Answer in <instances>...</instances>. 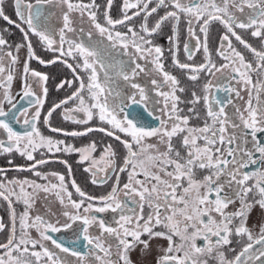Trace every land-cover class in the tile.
Here are the masks:
<instances>
[{
	"label": "snow or ice",
	"instance_id": "1",
	"mask_svg": "<svg viewBox=\"0 0 264 264\" xmlns=\"http://www.w3.org/2000/svg\"><path fill=\"white\" fill-rule=\"evenodd\" d=\"M4 4L5 0H0V21L4 22L0 26V131L7 141L0 140V154L19 153L32 163L15 170L28 171L46 183L9 178L7 170L0 168V199L7 202L10 217V225L0 220V233L4 234L0 264H150L147 257L154 250L155 264H209V259L216 264H264V222L258 231L248 227L254 207L264 210V144L257 142V133H264V100L260 99L264 93V0H123L119 18L110 14L113 0H107L103 9L96 0H11L15 20L6 14ZM54 7L60 9L58 31L50 23V9ZM74 13L82 24H88L87 31L74 27ZM150 18H154L151 23ZM182 21L188 34L184 42L187 60L193 61L202 49L201 63L181 62L177 57ZM214 22L225 30L216 49L223 61L220 64L213 61L209 51V29ZM166 25L171 26L168 51L172 65L188 81L197 82L202 74L215 78L202 85V95L192 91L182 99L178 94L187 89L166 70L164 49L154 43ZM13 28L22 34L21 42L15 45L9 44L4 35H11ZM243 34L256 38L260 49L247 42ZM85 35L87 40L83 39ZM32 37L46 51L58 55L48 61L40 59ZM233 37L251 53V61L233 44ZM21 49H26L22 86L13 95ZM114 52L128 59L113 61ZM5 56L8 64L4 63ZM32 60L42 65L59 62L73 75L72 80H60L55 85L57 91L72 89L70 94L53 101L43 115V124L51 132L65 137L100 132L118 144H107L97 158L93 155L97 151L95 142L76 148L63 139L42 135L37 124L49 96V76L31 69ZM139 61L152 65L155 76L150 80L151 89L136 82L141 73L148 74ZM217 73L221 75L217 77ZM253 74L257 76L255 82ZM224 80L235 83L225 85ZM76 81L79 85L73 87ZM125 88L135 91L125 92ZM151 91L160 98L152 102L163 105L160 115L149 106ZM220 92L227 95L221 97ZM243 92L248 99L241 108L234 105L233 96L243 101ZM17 96L28 107L18 108ZM181 103L189 105L188 114L181 115ZM201 104L203 112L197 108ZM230 106L235 108L239 123L227 111ZM58 109L64 121L87 127L84 131H67L51 126L49 121ZM194 118L203 120V126H190ZM149 119L158 120L159 127H151ZM21 120L24 131H15L11 122ZM94 122H98L96 126H90ZM249 134L251 148L244 147ZM174 137L180 138L179 147ZM151 138L156 142L146 143ZM121 146L122 153L118 151ZM40 149L46 151H41L37 159L34 153ZM55 153H78L77 163H88L84 171L91 174L90 182L104 185L113 180L110 191L95 197L73 179L71 188L79 197L74 199L65 175L39 170L52 162L46 158L48 154ZM57 162L65 165L71 177V165L63 159ZM258 164L261 167L255 171H244ZM121 173H127L122 187ZM50 176L56 182L49 180ZM39 193H55L66 218L63 224L59 220L51 223L39 214L30 215ZM237 200L239 207L226 211ZM15 203L24 205L19 215ZM129 203L135 207H129ZM109 211L116 214L112 223L96 215ZM93 227L98 233L90 231ZM62 230H72L74 238L67 245L50 235ZM81 241L84 252L68 246ZM197 241H203V246ZM137 250L138 259L133 261L132 253Z\"/></svg>",
	"mask_w": 264,
	"mask_h": 264
},
{
	"label": "flooded vegetation",
	"instance_id": "2",
	"mask_svg": "<svg viewBox=\"0 0 264 264\" xmlns=\"http://www.w3.org/2000/svg\"><path fill=\"white\" fill-rule=\"evenodd\" d=\"M10 2H11V0H5L4 10H5L6 14L11 16V18L15 20L16 17L13 13L11 6H10ZM34 2H35V0H33V3ZM83 2L88 3V2H90V0H83ZM122 2H123V0H113V5L111 8L110 14L114 18H119V16L121 15L120 8L122 7ZM96 3L101 5V8L103 9L104 7H106L107 0H96ZM45 7H48V6H45ZM50 12H51L50 22H53L54 19L59 21V19L57 18L59 14L58 15L56 14L55 7L51 8ZM237 15H239V13H237ZM84 19L86 21L87 17H85ZM153 19L154 18H150V23L152 22ZM73 21H74V27H76L77 29L83 28V29H85V31H87L88 24L87 23L82 24L80 22V17L78 14H76V13L73 14ZM53 23H55V22H53ZM136 23H137V30H138L139 29V18H137ZM3 24H4V22L0 21V26H3ZM57 26H58V24H57ZM122 30H125V29H122ZM224 31L225 30L223 29V26L220 25L218 22H214L210 26V29H209V51H210L211 58L217 64L223 63V61H221L220 58L216 55V49L219 47V37L221 35H223ZM237 31L239 32L241 30H237ZM179 33H180V36H179L180 43H179V50L177 52L178 59L181 62H186V63H194V62L195 63H201V62H203L204 61V55H203L202 49L200 52H198L194 56L193 61L187 60V56H186L185 51H184V42L186 40H188V34L186 31V24L183 21L181 22V24L179 26ZM170 34H171V26L166 25L163 28L162 33L157 34L155 36L154 43L164 49L163 62L165 64L166 70L169 71L170 73H172L173 75L177 76V78L181 81V86H183L187 89L186 93H178V94L181 96L182 99H187L191 95L192 91H196L197 93L202 95V91H201L202 85L205 82H207V80H210V79L215 81V78L211 77V76H205L202 74L201 78L197 82L188 81L187 76L183 75L181 70L176 69L171 63V56H170L169 51H168V49L170 47L169 41H168V36ZM4 35H5V38H7L9 40V44H12V45L18 44V42H20L22 40V34H20L19 31L14 29V28L12 29L11 35L9 33H4ZM69 35H71V34H69ZM201 38L203 39L202 34H201ZM243 38L247 42H249L253 47L260 49L261 45H260L259 41L256 38L251 37L250 34H243ZM83 39L87 40V36L85 35L83 37ZM96 39H100V37L98 35H96ZM232 40H233V44L237 47V49L239 51H241L245 55L246 59L251 61L253 59L251 56V53H248L247 50L243 49V46L239 45V43L235 41L234 37L232 38ZM32 41L34 44V51L40 59L48 61L50 59H54L55 56L58 55L57 53H52V52L46 51L44 49V47L39 44V41L37 40L36 37H32ZM190 43L192 45H194L195 41L192 40V41H190ZM111 59L114 61V60H118V59L127 60L128 58L126 56H122L119 52H114L111 55ZM33 62H35V63L30 64V65H33V68H32L33 70L38 71V72L44 71L41 73L47 74L49 76V80L47 83V86L49 88V96H48V99L45 103L44 108L42 109L41 120L37 124V127L40 129L42 135L51 136V137L58 138V139H63L67 143L74 145V147H76V148L84 147V146H87V145L95 142L97 145V151L93 155L96 156L97 158L100 156L101 152L103 151V148L107 144H109V143H112L113 145L118 144V142L112 140V138H110V137L104 136V134L100 133V132L88 133L87 135L81 136V137H65L60 133L51 132L49 130V127L45 126L43 124V115H45L47 113V110L51 106L53 101L58 102L59 100L63 99L67 94H70L72 89H67V90L62 89L60 91H57L55 88V85L60 80H65V79L72 80L73 75H72V72L70 69L66 68L63 64H61L59 62H56L54 64H48V65H42L39 63L38 60H35V61L33 60ZM36 63H38L39 65H42L43 68L38 69V65ZM139 63H141L142 65L145 66L146 73H148V74L141 73L140 76H138L136 78V82L140 83L141 86L146 88V90L151 89L153 86L150 84V80L152 78H154V76H155V73L153 72V69H152V65H151L150 61H148V62L139 61ZM81 75H83V73H81ZM216 75H217V77H219L221 74L217 73ZM102 76H103V73H101V77ZM156 78H159V77H156ZM252 79L255 82V80L257 79V76L255 74H253ZM86 80H87V77L85 76V81ZM120 83L123 84V81H120ZM223 83L225 85H229V84L234 85L235 82L229 81V80H224ZM78 85H79V81H76L74 83L73 87H78ZM36 90H38L37 87H36ZM124 91L127 92V91H135V90H130L128 88H125ZM218 95L221 97H225L227 94L224 92H220V93H218ZM242 95L244 96L243 101L237 100L233 96L234 105L239 106L241 108L244 106L245 101H247V99H248L247 92H243ZM149 96H150L149 106L154 109L156 115H160L159 109L161 107H163L162 103L161 104H154L152 102L153 100H159L160 98L155 97L154 91L149 92ZM16 99L19 101V103L17 105L18 108L20 107V105H24L25 107H28L26 101L19 100V96H17ZM260 99L264 100V93L261 94ZM252 102H253V104L256 103L255 93L253 94V101ZM188 106L189 105H186L185 103H181L179 105V107L181 109H184V112H182L181 115L188 114L187 113V107ZM7 107H8V105L5 106L6 109H7ZM197 108L201 112L204 111L202 104L198 105ZM137 110L142 111V109H139L138 106H137ZM60 111L61 110L58 109L57 112L54 113L53 116L51 117V119L49 121L51 126L62 127L63 129H65L67 131H84V129L87 127L84 125H75V124H72L71 122L64 121L60 115ZM227 111H229L230 115L236 121V123H239V120L235 116V108L230 106L229 109H227ZM14 122H15L14 123L15 126L11 125L13 127V129L15 131H18V132H23L24 129L21 127L23 121L21 120L20 123H17L16 121H14ZM96 123H98V122H94L90 126L95 127ZM147 123L151 127H159V121L158 120L149 119L147 121ZM190 126H203V120H197L194 118L190 121ZM228 131H229V134H231L232 129L229 128ZM245 131L247 132L249 130H245ZM246 139H247L248 143L245 144L244 147L251 148L252 147L251 135L249 134L246 137ZM0 140L7 141V136L2 131H0ZM155 142H156L155 138H151V139H148L146 141V143H155ZM173 142L177 145V147L180 146V138L174 137ZM257 142L264 144V133H257ZM200 143H203V142L201 141ZM41 151H46V150L40 149L36 153H34V156L37 159L41 158L40 157ZM118 151L120 153L123 152L122 146L120 147V149H118ZM6 155H8L9 158H7ZM256 155L258 157L259 154L257 153ZM46 158H48L52 162H50L46 165L40 166L39 170L46 173V174L49 172L55 171V172H58L60 174L65 175L66 181L68 183V188L70 191H72L74 193V199H79V197L75 195V190L71 188V181L73 179L76 181V183L84 191H86L89 195H92L95 197H101V196L106 195L110 191L111 184L114 182L113 180H109V182L107 184H104V185H93L90 182L91 181V174L84 171V168L88 166V163L87 162H85L83 164L77 163L79 160V154L78 153H71V154L55 153L54 155L48 154V156ZM59 159L66 160L68 162V164L71 165V167H72V176L71 177L68 176V169L65 167V165L57 162ZM0 160H1L0 163H2V164L7 163L4 166H0V168L7 170V176L9 178H19V179L27 178L30 180H35L37 183H46V181L40 180L38 177L33 176L28 171H16L15 170V168L17 166L26 167L32 163L30 161H27L24 157L20 156L19 153H16L14 151L13 153L0 154ZM9 160L12 161L11 164H9ZM117 162L121 163L122 161L118 159ZM258 167H261V165H259V164L258 165H250L244 171L253 172ZM120 176H121L120 185L122 187L123 183L127 182V173H121ZM49 180H53V182H56L51 176L49 177ZM29 191H31V189H29ZM53 195H55V193H50V194L39 193L38 196L36 197L34 208L31 211L30 215L34 217L35 215L39 214L41 216H45L49 220V222H51V223L55 224L56 221L59 220L60 223L63 224L66 220V218L63 217V215H62L63 208L60 205L59 201H58V204L52 203ZM45 196H47V199L44 198ZM120 198L123 199L122 193H121ZM13 206L15 207V209L17 211V215H19L24 210L23 203H15ZM129 207H135V205H132L131 203H129ZM238 207H239V201L237 200L234 204L229 205V208L226 211L231 212V211L236 210ZM256 207H258V211H256V209H255ZM256 207H254V209L250 213L249 220H248V227L253 228L255 231H258V226L260 224L261 218H262V222H263L264 210H261L259 208V206H256ZM259 209L261 211H259ZM146 211H147V209H146ZM96 215L98 217L105 219L107 222L112 223V218L116 214L109 211L106 213H97ZM0 220H2L4 223L10 225L8 205H7V202L3 201L2 199H0ZM78 223L79 222H77V224ZM57 226L59 227L60 225H57ZM73 227L75 228L76 225H74ZM90 231L98 233L99 230H98V228L93 227V228H90ZM0 234L2 235L3 233H0ZM32 235L34 237L36 236L35 230H32ZM50 235L54 239L61 241V242H64L66 245H67V242L69 240L74 238L72 230H67V231L62 230L59 233H51ZM2 239L3 238H0V240H2ZM129 239H131V238H129ZM47 243H49V245L51 246L50 242H47ZM159 243L164 244V246L167 245L166 241H159ZM197 243H198V245L203 246V241H197ZM113 244H115V241H113ZM68 246L75 247L77 250H79L81 252L86 251V249L84 248V242L83 241H81L75 245H68ZM140 247H142V245ZM115 251H116L115 246H113L112 252L114 253V255H113L114 260L117 259V257L115 256ZM138 255H139L138 250H137V252L132 253V257H131L132 260L136 261L138 259ZM229 255H231V254H229ZM155 256H156V252L154 250L153 254L149 255L147 257V260L150 262V264H155ZM209 264H216V262L209 259Z\"/></svg>",
	"mask_w": 264,
	"mask_h": 264
},
{
	"label": "rangeland",
	"instance_id": "3",
	"mask_svg": "<svg viewBox=\"0 0 264 264\" xmlns=\"http://www.w3.org/2000/svg\"><path fill=\"white\" fill-rule=\"evenodd\" d=\"M55 10H56V14L58 15L59 14V12H60V9L58 8V7H55ZM57 20H53V22H55V23H53V22H50L54 27H57V31H58V26L61 24V21L59 20V21H57ZM57 24H58V26H57ZM57 39H58V37H57ZM21 42V41H20ZM20 42H18V43H20ZM13 54L15 55L16 53H15V51L13 50ZM19 56H20V62L16 65V78H15V80L13 81V85H12V88H11V92H12V94L13 95H16V93H18L19 91H20V89H21V86H22V81H21V74H22V65H23V61H24V59L26 58V49H21V51H20V53H19ZM41 57V56H40ZM35 61V60H34ZM4 63H6V64H8V57L7 56H5V58H4ZM31 63H35V62H33V60L32 61H30V64ZM37 65H38V69H40V68H43V66L42 65H39L38 63H36ZM30 68L32 69L33 68V65H30ZM40 72H44V71H40ZM54 87V86H53ZM37 89L38 90H36L38 93L40 92V88L37 86ZM3 90L2 89H0V92H2ZM7 104H5V106H6ZM6 157L7 158H9V156L8 155H6ZM6 160V159H5ZM16 160V159H15ZM1 161V160H0ZM7 161V160H6ZM5 164H7V163H0V166H4ZM52 203H54V204H58V200H57V198H56V196L55 195H53V197H52ZM50 201V200H49ZM51 202V201H50ZM256 209V211H258V207H256L255 208ZM259 211H261L260 209H259ZM262 222V218H261V220H260V223ZM263 222H264V218H263ZM0 238H3L4 239V234H0Z\"/></svg>",
	"mask_w": 264,
	"mask_h": 264
},
{
	"label": "bare ground",
	"instance_id": "4",
	"mask_svg": "<svg viewBox=\"0 0 264 264\" xmlns=\"http://www.w3.org/2000/svg\"><path fill=\"white\" fill-rule=\"evenodd\" d=\"M14 123H15V122H14V121H12V122H11V125H12V126H15V125H14ZM16 125H17V124H16Z\"/></svg>",
	"mask_w": 264,
	"mask_h": 264
}]
</instances>
